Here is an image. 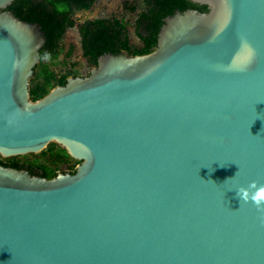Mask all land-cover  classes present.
Here are the masks:
<instances>
[{"label": "water", "instance_id": "95a60500", "mask_svg": "<svg viewBox=\"0 0 264 264\" xmlns=\"http://www.w3.org/2000/svg\"><path fill=\"white\" fill-rule=\"evenodd\" d=\"M0 0V157L51 143V179L0 164V264H264V0H190L156 48L107 52L33 101L46 36ZM254 191V190H253Z\"/></svg>", "mask_w": 264, "mask_h": 264}, {"label": "trees", "instance_id": "16d2710c", "mask_svg": "<svg viewBox=\"0 0 264 264\" xmlns=\"http://www.w3.org/2000/svg\"><path fill=\"white\" fill-rule=\"evenodd\" d=\"M97 0H15L9 10L27 22L41 25L46 43L39 52V64L30 79V96L37 101L56 86H64L69 77L87 76L97 66L99 56L107 52H127L129 55H144L156 48L157 35L163 20L175 9H198L205 6L190 0H123L122 15L96 18L78 22L75 12L90 10ZM132 15V21L128 15ZM137 39H133L130 31ZM75 28L80 37V51L85 63L79 67L70 57L74 53L71 45L67 58L52 69L46 62L55 61L63 52V39L69 29ZM2 163V162H1ZM3 166L21 168L26 166L31 173L51 179L58 172L74 174L79 161L72 159L64 149L51 143L40 154L3 159Z\"/></svg>", "mask_w": 264, "mask_h": 264}, {"label": "rangeland", "instance_id": "374dc122", "mask_svg": "<svg viewBox=\"0 0 264 264\" xmlns=\"http://www.w3.org/2000/svg\"><path fill=\"white\" fill-rule=\"evenodd\" d=\"M122 1L123 0H97L90 10L75 12V15H74L75 19L78 22H83L86 20H93L96 18H109L113 14L122 15L121 14L122 13V7H121ZM128 19H130L131 21L133 20L131 14L128 15ZM130 31H131V35L133 39L134 40L137 39L136 36L133 34L134 30L132 26H130ZM79 39L80 37H79L78 31L75 28L69 29L66 32V35L63 39L64 41L62 44L64 48L63 52L58 56V58L55 61H49L46 59V62L48 63V65H50L52 69H56L59 66L58 62L67 58V53L70 49V46L73 45L75 48H74V53L72 57H70L71 63L75 62L77 63L79 67H82V63H85V62L81 56Z\"/></svg>", "mask_w": 264, "mask_h": 264}, {"label": "clouds", "instance_id": "9594fccd", "mask_svg": "<svg viewBox=\"0 0 264 264\" xmlns=\"http://www.w3.org/2000/svg\"><path fill=\"white\" fill-rule=\"evenodd\" d=\"M236 194L245 203L251 201L258 210L264 211V184L253 181L248 187H240Z\"/></svg>", "mask_w": 264, "mask_h": 264}, {"label": "flooded vegetation", "instance_id": "af4514ba", "mask_svg": "<svg viewBox=\"0 0 264 264\" xmlns=\"http://www.w3.org/2000/svg\"><path fill=\"white\" fill-rule=\"evenodd\" d=\"M1 162L3 163V158L0 157V164L3 165ZM17 169H23V170H27V171L30 172V170H29L26 166L21 167V168H17ZM30 173H31V172H30ZM32 174H33V173H32ZM34 174H35V175H39L38 172H35Z\"/></svg>", "mask_w": 264, "mask_h": 264}]
</instances>
